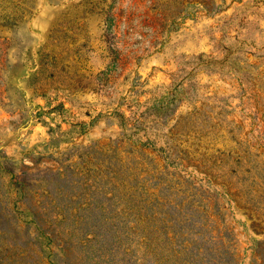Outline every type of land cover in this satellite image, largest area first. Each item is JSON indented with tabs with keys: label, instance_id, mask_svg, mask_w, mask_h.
I'll return each instance as SVG.
<instances>
[{
	"label": "rangeland",
	"instance_id": "rangeland-1",
	"mask_svg": "<svg viewBox=\"0 0 264 264\" xmlns=\"http://www.w3.org/2000/svg\"><path fill=\"white\" fill-rule=\"evenodd\" d=\"M0 264H264V0H0Z\"/></svg>",
	"mask_w": 264,
	"mask_h": 264
}]
</instances>
